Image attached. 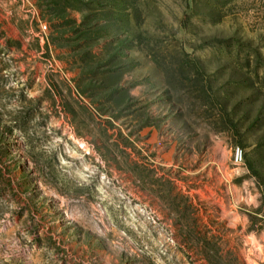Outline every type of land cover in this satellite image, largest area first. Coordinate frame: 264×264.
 Here are the masks:
<instances>
[{
	"label": "rangeland",
	"instance_id": "rangeland-1",
	"mask_svg": "<svg viewBox=\"0 0 264 264\" xmlns=\"http://www.w3.org/2000/svg\"><path fill=\"white\" fill-rule=\"evenodd\" d=\"M0 264H264V0H0Z\"/></svg>",
	"mask_w": 264,
	"mask_h": 264
},
{
	"label": "built area",
	"instance_id": "built-area-1",
	"mask_svg": "<svg viewBox=\"0 0 264 264\" xmlns=\"http://www.w3.org/2000/svg\"><path fill=\"white\" fill-rule=\"evenodd\" d=\"M236 159H241V151L239 149L236 152Z\"/></svg>",
	"mask_w": 264,
	"mask_h": 264
}]
</instances>
